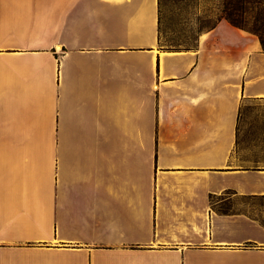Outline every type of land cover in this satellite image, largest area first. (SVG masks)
Wrapping results in <instances>:
<instances>
[{
	"label": "crops",
	"instance_id": "crops-1",
	"mask_svg": "<svg viewBox=\"0 0 264 264\" xmlns=\"http://www.w3.org/2000/svg\"><path fill=\"white\" fill-rule=\"evenodd\" d=\"M247 101L264 51L225 20L175 49L158 0H0V264H264V227L210 205L264 197Z\"/></svg>",
	"mask_w": 264,
	"mask_h": 264
},
{
	"label": "rangeland",
	"instance_id": "rangeland-1",
	"mask_svg": "<svg viewBox=\"0 0 264 264\" xmlns=\"http://www.w3.org/2000/svg\"><path fill=\"white\" fill-rule=\"evenodd\" d=\"M246 1L243 6L241 5L242 8L238 9L233 5H225L223 0H190L188 3L162 0L159 30L162 45L175 49L192 47L200 33L207 31L228 15L238 19L245 32L253 29L264 32V0ZM260 110H263L264 116V107L261 109L248 101L241 107L237 153L242 158L249 159L248 150L252 146L264 148V140L259 138L264 137V134H256L255 130L259 126ZM262 126H264L263 122ZM213 202L217 209H226L230 213L264 221V199H245L242 196L234 197L231 193H226Z\"/></svg>",
	"mask_w": 264,
	"mask_h": 264
},
{
	"label": "trees",
	"instance_id": "trees-1",
	"mask_svg": "<svg viewBox=\"0 0 264 264\" xmlns=\"http://www.w3.org/2000/svg\"><path fill=\"white\" fill-rule=\"evenodd\" d=\"M165 1H182V2H185V3L190 2V0H165ZM223 1L225 2V5H233L236 8L238 7V9L239 8H242L241 5L243 6V3L244 2H247L246 0H223ZM161 3H162V0H158V33H159V40H160V32H159V30H160V6H161ZM224 20L227 21L231 26H233V27H235L237 29L246 31L245 28H243V26L241 25V22L238 19L232 18L231 16L228 15V16H225V19ZM219 21H217L207 31L215 28V26L217 25V23ZM252 31H248V32L251 33V34H253V35H255L258 38L259 43L261 45V48L264 51V32H261L259 29H253ZM244 198L245 199H264V197H250V196L249 197H244ZM215 199L216 198L211 197L210 205H211V208L216 213H219V214H222V215L234 214V213H230L226 209H217L216 206H215V202H213ZM249 218H251V217H249ZM251 219L257 221L258 223H260L264 227V221H260V220L254 219V218H251Z\"/></svg>",
	"mask_w": 264,
	"mask_h": 264
}]
</instances>
